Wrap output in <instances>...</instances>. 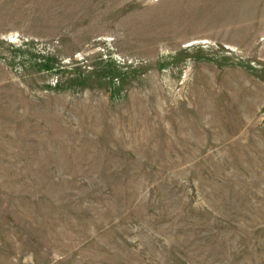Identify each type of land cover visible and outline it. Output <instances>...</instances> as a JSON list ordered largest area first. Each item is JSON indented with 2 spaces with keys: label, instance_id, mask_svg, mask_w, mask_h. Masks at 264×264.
I'll return each instance as SVG.
<instances>
[{
  "label": "rangeland",
  "instance_id": "rangeland-1",
  "mask_svg": "<svg viewBox=\"0 0 264 264\" xmlns=\"http://www.w3.org/2000/svg\"><path fill=\"white\" fill-rule=\"evenodd\" d=\"M0 264H264V0H0Z\"/></svg>",
  "mask_w": 264,
  "mask_h": 264
}]
</instances>
